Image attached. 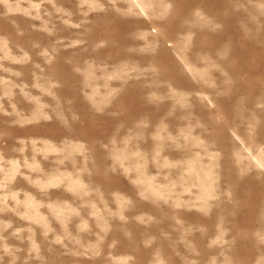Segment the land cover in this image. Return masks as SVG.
Instances as JSON below:
<instances>
[{
	"label": "rangeland",
	"instance_id": "374dc122",
	"mask_svg": "<svg viewBox=\"0 0 264 264\" xmlns=\"http://www.w3.org/2000/svg\"><path fill=\"white\" fill-rule=\"evenodd\" d=\"M0 264H264V0H0Z\"/></svg>",
	"mask_w": 264,
	"mask_h": 264
}]
</instances>
